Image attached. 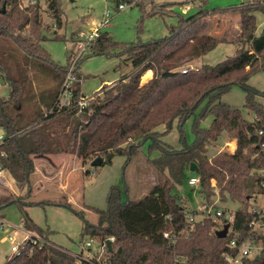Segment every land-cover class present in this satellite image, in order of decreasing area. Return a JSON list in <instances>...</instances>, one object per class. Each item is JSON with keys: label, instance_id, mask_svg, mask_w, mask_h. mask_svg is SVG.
Instances as JSON below:
<instances>
[{"label": "trees", "instance_id": "1", "mask_svg": "<svg viewBox=\"0 0 264 264\" xmlns=\"http://www.w3.org/2000/svg\"><path fill=\"white\" fill-rule=\"evenodd\" d=\"M41 1L27 6L23 0H0V39L9 41L13 48L34 61L56 67L61 77L56 96L52 92L48 94L53 90L51 84L43 90L39 99L43 108L34 112V119L17 123L11 109L23 104L25 86L23 82L12 80L0 62V76L11 82L9 97L0 98V124L9 134L0 149V155H4L1 162L18 184L28 187V197L32 193L35 158L69 154L84 163L101 157L103 164H110L115 156L128 153L125 146L132 145V140L137 143L153 138L161 152L153 164L163 181L143 200L129 201L125 205L120 201L119 192L114 190L108 210L98 216V224L86 227V233L97 241L115 238L107 264H229L223 255L235 257L247 240L260 253L255 258L244 259L241 264H264V232L253 233L250 228L255 219H264L256 202L257 197H264V134H259L264 131V92L248 86L251 77L264 71V30L260 36L256 33V13H264V3L248 0L237 8L240 33L231 41L208 32L210 25L206 18L216 14L201 10L184 19L164 39L126 47L123 54L131 61L132 71L89 99L82 93L80 84L74 85L70 87L71 105L60 107L69 71L57 67L42 48V37L37 41L32 38L42 23ZM46 1L55 22L61 25L60 0ZM109 1L120 9L121 5L132 6L138 0ZM199 1L206 3V0ZM172 6L164 4L151 13L171 14ZM27 27H30L29 35L24 36ZM228 42L243 47L237 57L216 67L205 65L198 70H181L219 44ZM95 43L96 48L91 53L95 55L108 54L121 47L108 33L102 32ZM247 46L250 48L246 49ZM150 71L152 77H145L148 80L143 83L142 78ZM232 77L234 80L227 82ZM232 83L246 89L244 108L254 114V121H248L242 110L221 101ZM82 100L86 104L79 106ZM202 104L205 106L196 116ZM191 116L196 117L192 145H186L182 138L184 147L176 150L155 137L160 127L167 126L166 133H169L175 123L181 127ZM209 118L212 120L206 126L204 123ZM223 135L237 140L236 151H223L211 158V149L218 146ZM135 148L132 146L130 151ZM192 164L200 178L204 205L218 208L214 200L216 194L222 202L241 205L234 212L232 229L224 239L216 235L222 226L210 218L197 219L193 225L188 223L190 214L199 217L201 213L188 208L175 190L184 184ZM212 181L216 182L215 187ZM14 205L24 212L32 204L2 196L0 218L4 219L5 209ZM24 220L29 231L45 237L32 220L27 217ZM165 233L175 237L165 238ZM233 239L237 242L234 249L230 247ZM75 261L71 253L50 244L34 255H14L11 263L76 264Z\"/></svg>", "mask_w": 264, "mask_h": 264}, {"label": "rangeland", "instance_id": "2", "mask_svg": "<svg viewBox=\"0 0 264 264\" xmlns=\"http://www.w3.org/2000/svg\"><path fill=\"white\" fill-rule=\"evenodd\" d=\"M244 1L248 0H206L203 5L199 0H138L135 5H126L125 8L119 9L109 0H60L62 15L59 25L53 18L48 2L42 0L40 5L42 23L32 38L37 41L42 37L41 46L58 65L57 67L66 68L71 73L69 86L73 88L74 85L78 87L80 84L82 93L89 99L96 97L106 85H113L132 71L131 61L123 54L126 47L164 39L170 36L171 30L180 26L184 19L194 16L201 10L216 14L206 18L207 25H210L208 32L211 35L228 41L235 39L240 33V13L237 8ZM164 4L173 5L171 14L151 13ZM107 12L110 14V21L102 29V33H108L121 47L113 49L108 54L95 55L91 54L96 48L94 43L90 51L88 49L79 55L78 46L85 43L80 36L89 35ZM256 18V33L260 36L264 30V13H256ZM29 30L30 27H27L23 35L28 36ZM13 47L9 41L0 39V62L12 80L23 82L25 86L22 99L24 102L18 103L23 109L15 106L11 109V115L17 123H26L34 119V112L42 110L43 106L39 99L47 86L50 84L53 86V90L48 94L52 92L56 96L61 79L60 71L38 60L34 61ZM242 48L231 42L221 43L213 51L190 65H185L181 70H198L205 65L220 66L226 60L237 57ZM152 75L153 73L148 72L142 78V82H146ZM52 77L55 79L53 82ZM233 80L232 77L227 82ZM229 85L221 101L232 108L242 110L248 121H254V114L244 108L246 89L237 83ZM248 86L264 92V71L251 77ZM10 91V81L6 85H0V98H8ZM48 97L51 98V95ZM204 106L202 104L196 110V116ZM195 118L191 116L181 127L175 123L169 133H166L167 126H162L155 137L160 143L176 150L184 147L182 138L186 145L190 146L194 142L192 126ZM211 120L207 119L204 124L208 126ZM235 141L237 142L235 138L223 135L218 146L211 149V158L223 151L231 153ZM131 143L133 144L125 146L128 153L117 155L112 163H105L99 167H92V162L84 163L78 157L69 154L57 155L54 158L52 156L35 158L30 197L28 187L18 184L7 171L4 186L0 189V198L5 196L12 200L21 199L32 205L26 207L24 212L16 205L7 207L3 213L5 222L19 225L27 217L42 230L44 238L50 244L72 255H80L83 245L90 240L86 227L98 224V216L108 210L109 198L114 190L119 192L120 201L125 205L129 201L143 200L163 181V177L153 164V161L161 156L154 139L147 138L137 143L132 140ZM132 146L136 147L133 152L130 151ZM196 178H198L196 172H188L184 184L175 190L185 205L193 211L202 209L205 203L200 195L199 186H192L189 182ZM212 185L215 187L216 182L212 181ZM218 192L216 189V193ZM214 200L217 207L223 211L234 213L241 208L237 202L220 201L218 194ZM256 202L258 209L263 211L264 197H257ZM11 232L12 230L8 228L5 232L0 230V264L11 263L17 250L18 244L6 239V235ZM22 238L23 235L18 238V242ZM259 253L258 249H254L250 257L255 258Z\"/></svg>", "mask_w": 264, "mask_h": 264}, {"label": "built area", "instance_id": "3", "mask_svg": "<svg viewBox=\"0 0 264 264\" xmlns=\"http://www.w3.org/2000/svg\"><path fill=\"white\" fill-rule=\"evenodd\" d=\"M262 3H264V0H261ZM24 5H36L38 3V0H23ZM126 5H121L120 8H125ZM110 21V14L109 12L103 14L101 21L96 23L94 29L91 31L89 35L82 34L80 36V39H82L85 43L78 46V53L79 55L84 54L92 49L94 43L97 41V39L101 36L102 29H104L108 22ZM88 51V52H89ZM187 72L184 70V73ZM71 73L68 74L67 79L64 84V93L60 99V107H68L71 105V88L69 86L71 82ZM69 83V84H68ZM86 104V101L82 100L79 102V106H83ZM260 135L264 134V131H260ZM8 131L7 129L0 124V149L5 144L7 138H8ZM237 142L235 141V147L231 150V153H234L237 149ZM4 156L3 154L0 155V189L4 186V181L6 179V173L7 170L4 168L3 163L1 162V157ZM190 184L192 186H199L200 185V178L191 179ZM217 204V203H216ZM264 209V208H263ZM201 215L199 217L202 218H210L215 223H219L222 227L219 230L223 229V226L227 223L231 224V227L229 229V232L232 229L233 219H234V213L231 211H223L219 208L207 207L206 205L203 206L202 209L198 210ZM260 216L264 217V210H260ZM198 219L197 216L190 214L188 216V223L193 225L195 221ZM6 228L12 230L11 233H8L6 235V239L11 243L18 244L17 250L15 252L16 256H21L22 254L26 253L28 255H34L38 252H41L45 249L47 245H50V243L39 233L34 231H29L26 228V222L25 220H22L19 225H13L5 222L4 219L0 218V230L2 232H5ZM250 228L253 233H263L264 232V219H255L251 224ZM229 234V233H228ZM23 235L24 238H22L18 242V238ZM165 238L169 237H175L174 234L165 233ZM108 241H111L113 244L115 242V238L106 239L103 241H97L95 238H91L89 242H87L85 245H83L82 252L80 255H73L76 259V264H107L110 260V254H109V247H108ZM98 242V243H97ZM96 243V244H94ZM231 248L237 247V242L235 239L231 241ZM254 249H257L254 247L252 242L250 240L245 241L239 248L238 254L234 257L231 255H223L226 259V261L229 264H241L242 261L246 258H251V253Z\"/></svg>", "mask_w": 264, "mask_h": 264}, {"label": "water", "instance_id": "4", "mask_svg": "<svg viewBox=\"0 0 264 264\" xmlns=\"http://www.w3.org/2000/svg\"><path fill=\"white\" fill-rule=\"evenodd\" d=\"M4 11H5V8L3 9V12ZM6 83L7 82H6L5 78L3 77V75H1L0 76V85H6ZM102 164H103V159L101 157H98L94 161H92L91 166L92 167H99ZM190 172L191 173L196 172V166L194 164L191 165ZM230 227H231L230 223L225 224L223 226L222 230H218L216 232L217 237L220 238V239L226 238L228 236ZM112 245H113V243L111 241H108V247H109L110 250H112Z\"/></svg>", "mask_w": 264, "mask_h": 264}, {"label": "crops", "instance_id": "5", "mask_svg": "<svg viewBox=\"0 0 264 264\" xmlns=\"http://www.w3.org/2000/svg\"><path fill=\"white\" fill-rule=\"evenodd\" d=\"M150 73L152 74V72L150 71ZM52 158H54V156H52Z\"/></svg>", "mask_w": 264, "mask_h": 264}]
</instances>
